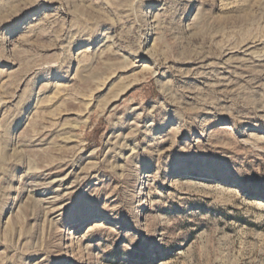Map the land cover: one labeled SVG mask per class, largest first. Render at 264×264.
Instances as JSON below:
<instances>
[{
  "label": "rangeland",
  "instance_id": "rangeland-1",
  "mask_svg": "<svg viewBox=\"0 0 264 264\" xmlns=\"http://www.w3.org/2000/svg\"><path fill=\"white\" fill-rule=\"evenodd\" d=\"M0 264H264V0H0Z\"/></svg>",
  "mask_w": 264,
  "mask_h": 264
}]
</instances>
